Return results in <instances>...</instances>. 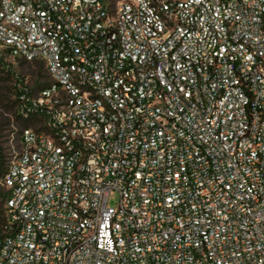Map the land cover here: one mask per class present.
<instances>
[{
    "label": "built area",
    "instance_id": "1",
    "mask_svg": "<svg viewBox=\"0 0 264 264\" xmlns=\"http://www.w3.org/2000/svg\"><path fill=\"white\" fill-rule=\"evenodd\" d=\"M0 68V264H264V0H0Z\"/></svg>",
    "mask_w": 264,
    "mask_h": 264
},
{
    "label": "rangeland",
    "instance_id": "2",
    "mask_svg": "<svg viewBox=\"0 0 264 264\" xmlns=\"http://www.w3.org/2000/svg\"><path fill=\"white\" fill-rule=\"evenodd\" d=\"M114 2V0H112ZM36 64H28L21 68L22 74L28 75L29 81L35 79ZM13 83L11 80H7L5 74L0 72V147L2 149V156L9 154L11 146L14 145L10 141L11 134L21 128L22 123L17 119L15 115V106H12L13 102ZM0 192L4 190L0 187ZM118 193L111 191L108 195L107 205L108 207H115L118 202ZM4 199L0 195V223L4 218Z\"/></svg>",
    "mask_w": 264,
    "mask_h": 264
},
{
    "label": "trees",
    "instance_id": "3",
    "mask_svg": "<svg viewBox=\"0 0 264 264\" xmlns=\"http://www.w3.org/2000/svg\"><path fill=\"white\" fill-rule=\"evenodd\" d=\"M36 67H37V69H36V73H35L36 75H35V79H34L35 80V82H34L35 84H36V80H38L40 78H43V76H44L41 65H37L36 64ZM1 71H2V73L5 74V77H6L7 80H11V82L13 81V78H12L11 74L8 71H4L3 69L0 68V72ZM41 86H42L41 84H38L37 87L40 88ZM12 90H13V87H12ZM15 96H16V93L13 90V98L14 99H13V102H12V106H16L17 100H16ZM22 125H25V124L22 123ZM4 166H5V159L2 156V149L0 147V177H1L2 173H3ZM0 195L3 196V199H5V192H0ZM1 224H2V222L0 223V226H1Z\"/></svg>",
    "mask_w": 264,
    "mask_h": 264
}]
</instances>
